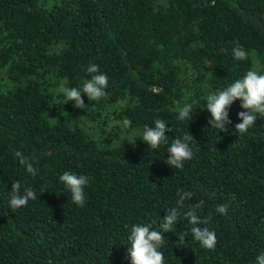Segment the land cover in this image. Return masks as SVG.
<instances>
[{
	"label": "trees",
	"instance_id": "1",
	"mask_svg": "<svg viewBox=\"0 0 264 264\" xmlns=\"http://www.w3.org/2000/svg\"><path fill=\"white\" fill-rule=\"evenodd\" d=\"M238 46L247 59L233 58ZM90 64L107 74V95L82 93L79 108L59 88H82ZM252 69L264 72V0H0V264H131V227H158L173 207L180 220L164 234L165 264H257L264 123L240 134L245 110L230 106L220 131L206 109L209 93ZM185 104H194L188 122L177 119ZM157 119L170 131L152 149L140 137ZM188 131L193 158L172 168L168 147ZM65 171L90 178L82 207L59 180ZM17 181L37 199L12 211ZM192 208L207 220L198 227L215 231L214 249L191 236Z\"/></svg>",
	"mask_w": 264,
	"mask_h": 264
},
{
	"label": "clouds",
	"instance_id": "2",
	"mask_svg": "<svg viewBox=\"0 0 264 264\" xmlns=\"http://www.w3.org/2000/svg\"><path fill=\"white\" fill-rule=\"evenodd\" d=\"M233 58L236 60L247 59L248 53L242 46L233 48ZM87 73L92 74L90 79L85 80L81 87L61 86L59 92L63 94L66 102L74 101L75 106L84 108L86 106L82 93L86 94L89 101L99 100L107 95L108 76L100 71L99 66L90 64ZM241 101V108L246 111L238 112V117L241 122L235 124L234 129L240 134L247 133L248 130L255 125L257 115L264 117V72H259L255 69L247 71V73L233 83L229 84L223 90H218L214 93H209L206 100V109L211 113L209 124L214 125L220 131H227L228 126L232 123L229 119V108L236 100ZM194 104H185L177 109V119L181 121H189L193 118ZM56 120V118H53ZM57 121V120H56ZM131 121L125 119L123 127L128 128ZM167 123L162 119H157L154 122V127L144 126L143 134L140 138L149 145L152 149H157L162 143H168V136L165 135ZM193 135L188 131L182 138L174 139L168 147V156L166 163L172 168L182 169L184 162L193 158V150L191 145L196 144ZM16 156L22 165L26 166V171L35 175L37 169L27 158L23 157L21 152H17ZM59 180L71 193V201L78 205L85 204V186L89 183L90 178L70 171H65ZM11 197L9 200V208L14 211L21 208L29 202L36 200V192L32 188H27L21 193V185L19 181L12 183ZM192 193L185 192L177 201L178 206L183 205L185 198L190 197ZM197 208L199 205L196 206ZM227 204L218 205L216 211L222 215L227 214ZM188 219L190 233L193 239L205 248L214 249L217 236L214 230L208 227L200 228L198 225L207 224V220L202 221L197 215L196 209H189L184 213ZM180 220V212L178 207L170 208L167 214L161 218L158 227H153L157 222L153 221L148 224H134L130 229L128 236L129 247L127 255L130 258L131 264H165L164 254L159 249L163 245L164 234L173 232L175 226ZM188 233L181 234L179 239H185ZM257 264H264V252H261L257 258Z\"/></svg>",
	"mask_w": 264,
	"mask_h": 264
},
{
	"label": "rangeland",
	"instance_id": "3",
	"mask_svg": "<svg viewBox=\"0 0 264 264\" xmlns=\"http://www.w3.org/2000/svg\"><path fill=\"white\" fill-rule=\"evenodd\" d=\"M241 101L238 99V100H236V101H234L233 102V104L231 105L232 107H235V108H237V109H240V110H245V109H243V108H241ZM246 111V110H245ZM257 118H259L261 121H263V123H264V117H261V116H259V115H257Z\"/></svg>",
	"mask_w": 264,
	"mask_h": 264
}]
</instances>
